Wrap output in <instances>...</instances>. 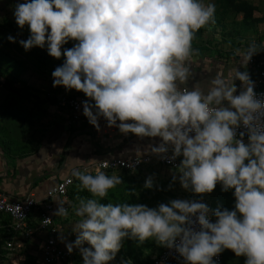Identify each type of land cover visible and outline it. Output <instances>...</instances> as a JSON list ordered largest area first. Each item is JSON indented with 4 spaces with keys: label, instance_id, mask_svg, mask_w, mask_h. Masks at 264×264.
<instances>
[{
    "label": "rangeland",
    "instance_id": "rangeland-1",
    "mask_svg": "<svg viewBox=\"0 0 264 264\" xmlns=\"http://www.w3.org/2000/svg\"><path fill=\"white\" fill-rule=\"evenodd\" d=\"M109 9L115 17L105 15ZM106 23L157 49L168 40L163 33L176 31L201 32L234 47L264 41V0H0V72L22 89L38 88L43 97L55 90L70 94L66 65L76 62L82 70L88 58L96 60L91 54L104 55L89 40ZM42 81L50 84L40 86ZM29 97L0 79V110L37 139L43 110ZM191 165L184 171L154 164L131 174L92 175L75 223L67 227L73 235L66 239L77 245L66 264H148L181 229L196 198L212 204L228 233L237 232L240 218L264 201L263 154L231 151L212 171L200 161ZM21 254L0 251V264H25Z\"/></svg>",
    "mask_w": 264,
    "mask_h": 264
},
{
    "label": "crops",
    "instance_id": "crops-1",
    "mask_svg": "<svg viewBox=\"0 0 264 264\" xmlns=\"http://www.w3.org/2000/svg\"><path fill=\"white\" fill-rule=\"evenodd\" d=\"M163 35L168 40L157 49L147 43H137L131 34L119 31L113 24L106 23L104 29L101 26L89 41L104 55L91 54L96 60L88 58L84 61L87 66L82 70L76 62L64 64L74 70L72 74L67 72L72 80L68 87L70 94H88L93 101V106L77 121L73 120L69 108L57 105L60 90L48 93L52 97H43L36 94L38 88L21 89L17 84L20 89L13 92L25 91L31 97L29 101L41 103V130L37 139L27 137V130L15 125L17 118L0 110V194L10 198L32 194L42 196L47 187L57 183L71 169L106 157L157 156L165 148L183 142L153 123L157 112L154 93L156 85L163 79L177 86L185 85L198 98L216 102L222 108L220 118L223 125L220 129L210 134L203 132L187 139L186 143L218 144L228 150L224 156L235 151L231 138H227L230 124L240 115V88L235 85L251 82L256 75L233 50H243L242 46L247 44L232 47L224 41L211 42L206 34L190 31ZM42 82L38 84H50ZM57 85L60 87L62 83L58 81ZM52 98L56 99L55 103ZM187 166L192 169L191 163ZM92 175L95 174H77L76 181L84 180L80 189L87 187ZM71 191L77 192V185ZM82 199L79 192L75 198L70 195L72 207L64 221V235L71 236L67 227L72 229ZM253 209L248 212L239 236L238 227L232 234L224 231L214 210L219 232L236 237L234 245L225 252L223 264H264V201ZM1 217L7 220L5 216ZM44 235L43 232L33 235L30 244L34 249L28 250L27 254L39 255L36 244ZM67 241L69 245H77L73 239L75 244ZM192 264L205 263L196 261Z\"/></svg>",
    "mask_w": 264,
    "mask_h": 264
},
{
    "label": "built area",
    "instance_id": "built-area-1",
    "mask_svg": "<svg viewBox=\"0 0 264 264\" xmlns=\"http://www.w3.org/2000/svg\"><path fill=\"white\" fill-rule=\"evenodd\" d=\"M243 50H233L242 56L249 70L255 72V79L246 82L240 89V115L231 123L228 134L234 148L247 153L264 155V41L253 40ZM154 101L157 112L153 123L183 140L176 146H169L157 156L135 154L131 156L106 157L92 164L71 169L54 185L46 188L42 196L27 195L10 198L0 194V228L6 230L3 250L8 255L28 253V246L35 233L44 237L36 244L39 255L37 264H66L73 259L74 249L69 245L64 221L71 212L70 192L78 185L76 178L83 175L108 173H135L154 164L170 170H187L192 161H200L208 171L215 169L228 151L218 144L186 143L197 135L212 133L223 125L220 118L221 106L208 99L198 98L185 85H174L169 80H160L156 85ZM59 107L69 108L77 121L93 106L88 94H64L57 97ZM59 200H57V199ZM246 213L238 223V236L242 234ZM66 242H65V241ZM236 237L219 232L214 222L212 204L203 197L196 198L185 212L181 229L166 247L152 257L151 264H223L224 255L235 243ZM31 245V244H30ZM22 255V254H21ZM23 256V255H22Z\"/></svg>",
    "mask_w": 264,
    "mask_h": 264
},
{
    "label": "trees",
    "instance_id": "trees-1",
    "mask_svg": "<svg viewBox=\"0 0 264 264\" xmlns=\"http://www.w3.org/2000/svg\"><path fill=\"white\" fill-rule=\"evenodd\" d=\"M105 13H108V14H105L106 16H110V17H115V14H116V12L112 9H109L108 10V12H105ZM177 32V31H176ZM194 33H196V34H198V35H200V33L201 32H197V31H195ZM262 54H264V49L262 50V52H261ZM67 70H68V73H70V74H72V73H74V70L73 69H71V68H69V67H67ZM0 79H1V81L4 83V85L8 88V89H10V90H12V91H18L20 88H18L16 85H17V83H16V80L14 79V78H11L10 76H8V75H6L4 72H0ZM22 89V88H21ZM28 89V88H27ZM32 95V94H31ZM55 101H56V99H53L52 98V102L53 103H55ZM138 172V171H137ZM127 174V173H126ZM77 183H78V185H77V192L76 191H71L70 192V195H71V197L72 198H75V195H77L78 194V192L83 196V194H84V192H85V190H84V192H83V189H80V187L82 186V183H84V180L83 179H80V180H78L77 181ZM213 207V206H212ZM213 209H214V207H213ZM7 220H8V218H7ZM7 220H2V222H6ZM5 236H6V230L4 229V228H0V251H1V253L3 254V252H4V250H3V243H4V240H5ZM166 247V246H165ZM164 247V248H165ZM163 248V249H164ZM162 249V250H163ZM22 255H24V254H22ZM25 259H26V261H25V264H37V258L35 257V256H33V255H30V254H25ZM151 262H152V258H151V260H150V262L148 263V264H151Z\"/></svg>",
    "mask_w": 264,
    "mask_h": 264
},
{
    "label": "water",
    "instance_id": "water-1",
    "mask_svg": "<svg viewBox=\"0 0 264 264\" xmlns=\"http://www.w3.org/2000/svg\"><path fill=\"white\" fill-rule=\"evenodd\" d=\"M225 256V255H224Z\"/></svg>",
    "mask_w": 264,
    "mask_h": 264
}]
</instances>
